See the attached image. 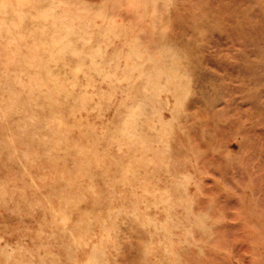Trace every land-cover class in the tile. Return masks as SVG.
<instances>
[{
	"label": "rangeland",
	"instance_id": "1",
	"mask_svg": "<svg viewBox=\"0 0 264 264\" xmlns=\"http://www.w3.org/2000/svg\"><path fill=\"white\" fill-rule=\"evenodd\" d=\"M0 264H264V0H0Z\"/></svg>",
	"mask_w": 264,
	"mask_h": 264
}]
</instances>
